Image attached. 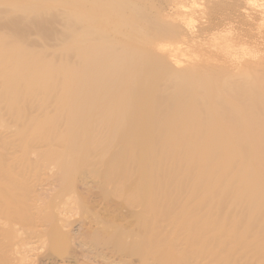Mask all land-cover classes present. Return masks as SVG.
<instances>
[{"label": "bare ground", "instance_id": "obj_1", "mask_svg": "<svg viewBox=\"0 0 264 264\" xmlns=\"http://www.w3.org/2000/svg\"><path fill=\"white\" fill-rule=\"evenodd\" d=\"M131 170L152 234L98 245L264 264V0H0V264H97L75 186Z\"/></svg>", "mask_w": 264, "mask_h": 264}, {"label": "rangeland", "instance_id": "obj_2", "mask_svg": "<svg viewBox=\"0 0 264 264\" xmlns=\"http://www.w3.org/2000/svg\"><path fill=\"white\" fill-rule=\"evenodd\" d=\"M112 150V149H111ZM113 152L115 151V149L114 150H112ZM101 165V167L102 168H100V170L101 169H103V166H104V164H103V166H102V164H100ZM99 165V166H100ZM104 170V169H103ZM103 170L102 171H100L98 174H100V178H99V175L97 176L99 179H102L103 178V180H104V178L105 177H103L104 175H106V174H104V172H106L105 170H104V172H103ZM121 171V170H120ZM119 171V172H120ZM131 171H133V170H131ZM122 172V171H121ZM130 174V178L129 177H124V178H126L127 180H123V179H121L120 177H121V175L119 174L118 175V178L119 179H121V180H123L122 182H121V180H119L120 182H117V184H115V188L116 187H118L120 184H121V186H123L122 188H121V186H119L120 187V190L122 191V189L124 190H126L125 192H128L130 189L132 190L131 192L133 193V190H134V188H136V187H134V188H132L133 187V185H134V183L136 184L137 182H135L137 179H136V176H137V172H135V171H133V173L131 174V172L129 173ZM102 176V177H101ZM120 176V177H119ZM123 176V175H122ZM94 177V176H93ZM93 177H89L90 178V180H91V178H93ZM95 178L94 177V180H95V183H93V181L94 180H92V181H90V182H88V183H91V185L89 184V186H90V188H89V186H87V185H83L82 183V185L80 184V182L79 183H77L76 184V186H75V188H77L75 191L78 193V195H77V193H76V195H77V199H78V196H79V199H78V201L77 202H79V200H80V197H81V202L82 203H80V205L82 204V206H80V207H82L83 209L82 210H84L83 212H82V210L81 209H79V211H77L78 213H76V212H72V213H70L71 215L72 214H74V216H76V217H72L73 219H80L79 220V222L81 223V234H83L81 237H82V240H84L85 241V243H86V245H87V248H90V250L89 251H92V253H98V255H99V257H98V255H96L95 254V256L96 257H98L99 258V260L95 257V261H96V263L97 264H99V263H107L106 261H108V260H111L112 258L114 259H112L113 260V262H117V264H120L119 263V261L121 262V260H124V262L127 264V261H128V264H138V263H140L139 261H141L143 258H142V256H141V253H137V254H139L141 257H139V255H137V254H133V252H131V254H129V253H127V249H129V250H133V248L134 247H132L133 246V244H131V243H129L130 242V240H131V238H132V236H134V235H137V233H134V235H132L131 236V238H130V240L128 241L127 240V238L129 239V235L130 234H128V237L126 238V236H127V233H124V235H126L125 237L124 236H122L123 234V230H127V232H128V230H129V232L130 231H134V232H136V230H137V232H138V234L140 233L138 230L140 229L139 227L141 226V224L142 225H144L143 224V220H142V218H145V220H147L146 222H147V224L145 223V226H141V229L140 230H142L143 231V229L144 230H146V231H149V233L150 234H152V231H153V229L154 228H152L151 227V229H152V231H151V229L150 230H147V227H148V224H150V225H154V223L152 224V222H155L154 220H153V218L151 217V216H149L150 217V219H152V220H150L149 219V217H148V213L146 212V210L148 209V208H146L145 206V204H144V206H143V201L142 202H140V200L138 201L139 203H141L140 205H142L143 207H145L144 209L142 208V206H140V205H138V202L136 203V201L138 200V198L136 199V201L134 200V198L131 196V198H133V200L132 199H130L131 200V202H134L135 204H137V205H134L133 203H131L130 202V200H128V198H126V200H125V197H124V200H122L121 199V195H119L120 193H121V191H119V187L118 188H116L117 189V191H115L116 192V194L114 195L113 193H114V190H116L114 187H112V188H114V190L112 191L111 189V186H113L112 184H110L109 186H103V185H101L102 183H100L99 184V179L98 178ZM88 178V179H89ZM129 178V179H128ZM88 179H87V181H88ZM98 179V180H97ZM96 181H98L97 183H96ZM101 182H102V180H101ZM161 182H162V179H161ZM118 183H119V185H118ZM103 184H105V183H103ZM161 184V183H160ZM106 185H108V183H106ZM117 185V186H116ZM137 185V184H136ZM135 186V185H134ZM111 190V191H110ZM128 190V191H127ZM146 191V190H145ZM113 192V193H112ZM131 192L129 193V195L127 194V197L129 196L130 197V195H133V194H131ZM143 192V191H142ZM117 193H119V194H117ZM144 193V192H143ZM122 196H123V191H122ZM117 195V196H116ZM119 195V196H118ZM124 196H125V194H124ZM133 196H135L136 197V194L134 193V195ZM123 198V197H122ZM127 200H128V202H127ZM133 204V205H132ZM81 210V211H80ZM144 210H145V212H144ZM92 211V212H91ZM88 213V212H91V213H96V215H98V218H99V220L100 221H102L105 225H109L108 223H112L113 225L115 224V226L117 225H119V227H120V229L116 226V229L118 228L119 230H121V228H123V232L122 231H120V232H122L121 233V235H120V233H118L121 237H120V239H119V236H117L116 235V237H114L115 238V240L111 237V235L110 234H108V233H106L107 235L106 236H104L103 235V237H99V242H101V243H99V245H98V241H97V239H93L92 238V236L93 235H91V231L90 230H93L94 228H96L97 227V225H95L94 223H89V218H91V213H90V215L89 214H84V213ZM145 213H147V218H146V216H145ZM69 214V213H68ZM79 214H81L80 216L81 217H83V219L82 218H80L79 216H77V215H79ZM86 215H88V216H90L89 218L86 216ZM143 215H144V217H143ZM149 215H150V213H149ZM73 216V215H72ZM79 217V218H78ZM84 217H86V218H84ZM142 217V218H141ZM140 218H141V220H142V222H141V220H140ZM84 219H86V220H84ZM149 219V220H148ZM91 220V219H90ZM84 223H82V222ZM88 221V222H87ZM152 221V222H151ZM140 222V223H139ZM151 222V223H150ZM150 225H149V227H150ZM99 226V225H98ZM100 226L102 227V223L100 224ZM143 227V228H142ZM146 227V228H145ZM154 227H156L157 228V226H154ZM98 228V227H97ZM155 228V229H156ZM109 229V232H110V230H111V228H108ZM157 230V229H156ZM156 230H154V231H156ZM168 230H169V228H168ZM168 230H166L165 231V233L167 232L168 233ZM132 231V232H133ZM141 231V233H140V235L141 234H147L146 233V231L143 233ZM170 231V230H169ZM126 232V231H125ZM128 232V233H129ZM132 232H130V233H132ZM175 232H177V231H175V228H174V226H171V233L169 232V234H168V236L169 237H167L168 239L170 238V239H173V238H175V235L178 233H176L175 234ZM154 233V232H153ZM180 233V232H179ZM117 234V233H116ZM219 235V232H215L214 234H213V236H212V238L214 237V236H218ZM83 236L85 237V238H83ZM139 236V235H138ZM177 236V235H176ZM118 237V238H117ZM91 238V239H90ZM117 238V239H116ZM125 238V239H124ZM135 238V236L132 238V241H135V244L137 245V241L134 239ZM169 239V240H170ZM87 240V241H86ZM90 242H89V241ZM91 240H95L94 242H91ZM100 240H105L106 242H102V241H100ZM125 240H127V242H125ZM124 241V243L126 244V243H129L130 245H131V247H129V244H128V247L129 248H126V252L124 251V249L122 248V246H124L123 245V242ZM89 242V243H88ZM93 245H95L96 243V245L98 246V248L96 249V250H94V248H96V245L93 247L91 244ZM106 243V244H105ZM90 244V245H89ZM121 244H122V246H121ZM134 244V246L136 247V245ZM180 245V244H179ZM179 245H177L176 247H178ZM120 246H121V248H120ZM237 246H240V245H237ZM92 247V248H91ZM125 247H127V244L125 245ZM124 247V248H125ZM175 247V246H174ZM181 247V246H180ZM122 250H120V249ZM179 248V247H178ZM93 249V250H92ZM134 249H136V248H134ZM177 249V248H176ZM119 250V251H118ZM94 251V252H93ZM136 251V250H135ZM134 251V253H136V252H138V251H136L135 252ZM128 252H130V251H128ZM105 254H106V256L107 255H109V256H105ZM103 255V256H102ZM110 255L111 256H113V257H110ZM220 256H221V258L222 259H224V254H219ZM108 259V260H106L105 259V257ZM109 257V258H108ZM155 257V256H154ZM111 258V259H110ZM149 261V263L148 262H146L147 264H157L158 262L156 261V259L155 258H151L150 256L148 257H146ZM146 258H144V259H146ZM218 258V257H217ZM152 259V260H151ZM102 260V261H101ZM116 260V261H115ZM126 260V261H125ZM139 260V261H138ZM159 260V259H158ZM68 261V259L66 260V264L68 263L67 262ZM78 261H83V259H82V257L81 256H79V259H78ZM129 261H130V263H129ZM147 261V260H146ZM155 261V262H154ZM123 262V261H122ZM157 262V263H156ZM161 262V261H160ZM101 263V264H102ZM124 263V264H125ZM213 263V262H212ZM211 263V264H212ZM159 264H162V263H159Z\"/></svg>", "mask_w": 264, "mask_h": 264}]
</instances>
